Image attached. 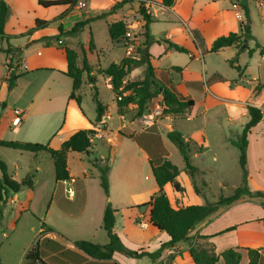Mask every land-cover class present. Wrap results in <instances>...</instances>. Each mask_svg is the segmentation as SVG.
<instances>
[{
  "label": "crops",
  "instance_id": "crops-1",
  "mask_svg": "<svg viewBox=\"0 0 264 264\" xmlns=\"http://www.w3.org/2000/svg\"><path fill=\"white\" fill-rule=\"evenodd\" d=\"M82 1L84 7L77 5L73 8L69 6L45 8L39 4V0H8L10 15L5 26V34L11 37L8 44L13 47L12 52L19 54L20 61L16 67L20 77L12 91L8 90V75L1 80L2 65L6 68L7 60L12 57V54L7 55L4 52L8 44L6 40L0 39V95L1 100L8 101L5 110L11 108L10 114H6L5 111L1 113L0 128L6 122L13 136L9 138L11 141L47 144L54 150L60 149L65 141L79 131L91 130L94 134L91 137L92 145L89 155L68 153L67 169L70 180L62 184L56 181L52 158L46 159L51 169L50 176L44 175L39 162L43 158L41 155L46 153L33 155L19 152V157H13L12 168L8 160L0 159L7 164L9 174L17 181L30 175L34 177L33 189L24 188L9 198L3 212L4 235L5 231L24 227L23 217L31 219L34 223L32 221L28 223L31 225V235L24 245L25 253L37 241L49 239L58 243L62 247L61 252L69 253L70 257L74 253L78 255L77 257L84 258L83 261L81 259L80 262L75 263L69 261L68 255H64L59 264H194L189 252L194 244L212 245L216 254L234 247L264 248L262 221L264 211L255 216L251 215L253 218L247 221L235 224L236 227L234 224L220 225L222 222H219L218 218L211 221L213 216L209 217L190 232L186 242L164 251L162 257L155 261L148 257L134 259L115 253L113 259L105 263L93 260L75 248L73 243L78 240L100 245L109 243L108 235L103 228V215L109 202L118 211L115 231L129 250L152 253L170 239L166 233L157 234L152 231V226L147 219L149 208L131 209L148 203L158 192L152 174L150 154L134 137L145 133L159 134L164 148L168 151L166 134L173 131V126L169 123L185 120L172 115L167 116L166 121L162 123V127L168 128L164 134L159 128L155 132L144 129L135 133L130 131L137 105L129 103L118 107L110 79L103 74H98V71H103L112 63L119 64L125 59V44L128 39L124 37L119 41H112L109 34V27L112 24L123 22L131 36L141 45L144 43L145 21L140 13V2L136 0ZM145 1L148 3L145 10L153 20L150 24L152 42L149 53L155 77L161 84L173 87L183 97L195 101L194 113L186 120L198 117L195 114L198 106L202 107L203 113L212 112L213 115L219 114L222 108V112L229 117L228 122L239 124L242 127L241 130L250 118L247 107L260 109L264 116V56L259 50L252 55L249 54L256 42L264 47V0L246 1L253 37L247 46L241 48L233 46L215 53L209 52L214 41L219 37L238 32L241 21L245 20L242 0H174L171 7H165L162 0ZM61 15L64 17L57 22L27 34L35 27L36 20L53 21ZM98 18L104 20L102 35L109 41L105 47L99 44L98 28L94 29L92 26L94 25L92 22ZM86 21H88L87 24L77 34L63 36L61 40L62 45L79 54L80 67L83 52L85 53L89 65L93 68L92 75L97 80L95 84L97 91H99L98 76H102L105 77L107 90L115 95V103L111 106L109 103H103L97 93L98 99L105 107V116L102 122L97 124L94 95L86 106L81 95L85 88L93 90L94 86L89 84L85 75L82 88L77 92L82 99L81 105L70 98L73 81L67 76L68 62L65 47L58 45L55 40L59 34L60 25L63 27V32L67 33L76 23ZM193 30L202 37V47L194 40ZM171 44L182 47L187 52L176 51ZM118 50L121 52L120 57L116 55ZM180 53L186 56L185 59H180ZM99 56H103V60L106 56L113 58L105 67L99 62ZM94 59H98L97 64L93 63ZM144 76L145 67L140 66L132 69L127 80L138 81ZM258 85H262V89L258 95H255ZM123 95H130V92ZM15 109L22 112V123L18 127L12 125ZM206 120V122L210 120L219 129L221 126L224 130V123L218 117H209V120ZM263 130L264 118L249 135L248 166H251L252 154L255 155L258 153L257 150H261L257 149L256 145L264 144ZM181 134L186 141L193 143L191 154L194 153V157L203 156L210 150L211 145L204 125L198 126L191 134ZM221 134H223L222 138L216 147L222 145V148L228 149V145H232V141L236 140L241 133H236L232 138L224 131ZM194 148L200 150L194 151ZM92 159L96 160L98 166L91 162ZM167 159H169L168 156ZM260 160L258 158L256 161ZM33 164L36 165L34 169ZM136 164L139 167H136ZM145 166H148L146 182H151L153 178V182L149 185L150 190L146 191L148 187H144V191L135 187L129 188L131 184L141 182ZM98 167L109 168V198L101 187V173ZM196 168L206 182L207 170L203 167ZM178 169L180 174L177 181L183 191L176 192L170 183L164 187L173 208L205 205L207 191L195 190L191 177L185 172V165ZM150 173L152 176H149ZM251 176L250 173V179ZM120 183H123L122 187H127V190L124 189L123 195L115 196L114 187ZM251 183L250 180V185ZM67 188L73 189L74 196L65 199L61 193ZM209 188L206 182V189L209 190ZM233 227L234 230L225 232Z\"/></svg>",
  "mask_w": 264,
  "mask_h": 264
},
{
  "label": "trees",
  "instance_id": "trees-1",
  "mask_svg": "<svg viewBox=\"0 0 264 264\" xmlns=\"http://www.w3.org/2000/svg\"><path fill=\"white\" fill-rule=\"evenodd\" d=\"M80 1L82 0H39V4L45 8L56 6H69V8H73L77 6ZM242 1V9L244 11L245 20L241 21L239 31L217 38L209 50L210 53H215L221 49L233 46L241 48L245 43L247 44L253 39L251 27L247 25V20H250L249 9L246 5L247 0ZM162 4L165 7H171L174 4V0H162ZM140 6V13L142 14L145 21L143 34L145 41L139 49V59L131 60L125 58L119 64L112 63L106 69L100 71V73L110 79L112 90L117 95V97H121V100H117L118 107H122L129 103L137 105V117H141L146 110L147 103L161 93L166 105L164 115H172L179 119H188L194 113L195 101L193 99L183 97L173 87H167L166 85L161 84V82L155 77L154 68L152 67L150 61L151 55L149 53V46L152 42L150 24L153 22V20L145 10L144 3L141 2ZM9 15L10 9L8 6V0H0V39L6 40L7 44L11 38L5 34V26ZM63 17L64 15H61L53 21L36 20L35 27L29 30L27 34L44 29ZM87 22L88 21L76 23L67 33L63 32V27L60 25L58 27L59 34L55 37L56 42L60 41L61 37L63 36L67 37L77 34L87 24ZM126 32L127 27L123 22L114 23L109 27L110 38L114 42L123 39L126 35ZM192 34L196 43L202 47L203 40L200 34L195 30L192 31ZM62 44L61 46L65 47L68 62L67 76L73 81V91L70 95V98L76 100L77 103L81 105L82 99L77 95V92L82 88L83 78L86 75L89 84L93 85V89L96 91L94 94L97 112L96 124L100 123L105 116V107L98 99L97 89L95 87L97 80L96 77L92 75L93 68L89 65L84 52L82 66L80 67L78 64L79 54L75 50ZM91 44L93 47V43ZM171 47L179 52H187L186 49L174 44H171ZM256 50H259L260 54L264 56V47H262L258 42H256L254 49L249 51V54L252 55ZM12 51L13 47L8 44V47L6 50H4V52L7 55L12 54V56H14L15 53ZM140 66H145L144 78L138 81H128L127 78L129 77L132 69ZM237 69L239 70V68ZM19 77L20 74L17 73V67H14L11 70L9 78L7 79L9 91L13 90ZM125 80L127 81L125 82ZM261 89L262 85H258L255 90V95H258ZM126 92H130V95L123 96V94ZM247 110L250 117L249 121L246 123L237 139L232 141V145L239 150V162L242 169L243 184L242 187H239L235 190L233 195L229 197H221L214 204L208 203L205 205L180 207L178 209L173 208L170 199L164 190V187L166 184L170 183L176 192L183 191L182 187L177 181L180 171L178 167L174 165L169 159H165L164 155L156 154V150H159L160 144L162 145L161 138L158 135L152 133L138 135L134 137V139L140 145L144 146L150 154L152 174L158 187V192L148 203L132 207L131 209L149 208L147 219L148 223L152 226V231L156 232L157 234L166 233L170 239L163 243L157 251L152 253L129 250L123 244L115 231L118 211L112 206V203L109 202L103 215V228L108 235L109 243L106 245H100L90 241L78 240L73 243L75 248L91 259L105 263L110 262L113 259V255L115 253H120L134 259L148 257L149 259L155 261L162 257L164 251L171 250L179 243L186 242L189 238L190 232L195 230V228L200 223L211 217L221 207L230 206L234 202L240 200L243 196L264 199L263 191L253 192L249 187V170L247 158L249 135L252 129L262 122L264 116L262 111L256 107L249 106L247 107ZM93 134L94 131L91 130L79 131L69 140L65 141L58 150L50 148L47 144L7 140H0V147L16 150L22 153H30L33 155H38L40 153L49 154L53 160L56 181L62 184L64 181L70 180L67 169L68 153L77 152L89 155V149L92 145L91 137ZM166 137L170 142L177 146L185 165V172L191 177L195 187V177L198 173V169L191 163L190 141H186L184 136L176 130L168 132ZM131 138H133V136H131ZM154 142L158 143L157 149H155L153 146ZM162 150L164 151L165 149L162 147ZM91 162L95 166H98L95 159H92ZM98 168L101 173V187L105 195L109 198V168ZM33 178L34 177L30 175L21 181H17L9 174L7 164L0 160V225L4 219L3 212L7 206L9 198L14 194L19 193L24 188L33 189ZM195 190L199 192L196 187ZM261 207L264 210V201L261 203ZM262 221L264 224V217ZM232 230H234V227L226 230L225 232ZM44 231L45 230H43V232ZM50 232L53 231L50 230ZM210 246L212 245L202 246L199 244H194L190 248L189 252L194 264H264V248L251 249L244 247H234L226 249L220 254H216L213 246L212 248H210ZM61 248L62 247L58 243L49 239L37 241V243L27 251L25 256V264H50L51 262V264H59L60 259L64 255H69L67 252L60 253ZM59 253L61 255L60 259H58L57 256ZM71 255L72 256L68 258L70 259V262H79L77 258H74L78 256L77 254L73 253Z\"/></svg>",
  "mask_w": 264,
  "mask_h": 264
},
{
  "label": "rangeland",
  "instance_id": "rangeland-1",
  "mask_svg": "<svg viewBox=\"0 0 264 264\" xmlns=\"http://www.w3.org/2000/svg\"><path fill=\"white\" fill-rule=\"evenodd\" d=\"M94 25V29L99 30L100 36H99V44H101L103 47H105L109 41L106 40V38L102 35L104 31V20L102 21V18L95 19L92 22ZM101 39V40H100ZM139 43V42H138ZM141 48V44L139 43L138 48H136V53L138 54L139 49ZM116 55L120 57L121 52L118 50L116 52ZM180 59H185V55L181 54L179 55ZM101 65L107 66L113 58L112 56L107 57L103 60V56H99ZM236 58V57H234ZM20 61L19 54L15 53L12 58H8L6 63V68L2 65L1 72L2 77L1 80L5 79V75H8V78L10 76L11 70L16 67V64ZM94 64L98 63V59L93 60ZM145 67V66H144ZM98 74H101L100 71H98ZM99 80V91L97 93L99 94V98L103 103H109L114 104L115 103V95L112 91L107 90V84L105 81V77L98 76ZM95 90H90L88 88H85L83 90V93H81L84 105H88L92 99V96L95 94ZM0 95V114L5 111L6 114H10L11 108L9 107L7 110H5V107L8 105L7 99L1 100ZM158 95L154 97L152 100H150L146 108L152 109L157 102ZM117 100V95H116ZM219 114L213 115V113L205 114L203 113L202 107L198 106L196 110V116L197 118L189 119V120H180L172 124L170 122L169 124L173 126V130H176L183 134H191L194 132L198 126H203L208 134V139L210 141V150L206 151V153L203 156L200 157H194V153L190 154L191 157V163L195 167H203L207 170L205 180L207 184H209V190L206 189V182L204 181V178L200 175V172L197 173L195 177V187L200 192L207 191L205 194L206 196V204L208 203H216L221 197H229L233 195L235 190L239 187H242V169L239 162V150L236 147H233L232 145H228V149L222 148V145L217 146V143L219 140H221L222 135L221 132L228 135L230 138L235 137L236 133H241V128L239 124L228 122V116L226 113L222 112V108L219 111ZM171 116V115H169ZM167 116L164 115L160 119H156L154 121V125L151 127H147L144 125L143 122H141L140 117H137V112L134 116V123L131 125L132 128H130V131L134 133L139 131L140 129H144L148 132H155L158 128L162 131L164 134L166 130H168L167 127H162V123L166 121ZM209 117L219 118L221 122L224 124V130L220 126V129L216 127L214 123H212L209 120ZM208 119L209 122H206ZM205 122V123H204ZM175 124V125H174ZM264 131V130H263ZM221 134V135H220ZM156 135V134H155ZM160 137V135L158 134ZM9 138H13L11 135V132L9 128L7 127L6 122L3 123L2 127L0 128V140H9ZM14 141V140H12ZM162 143V142H161ZM167 143V149L164 148L163 144L159 146V150H156V154H162L164 155V158L167 159V156L169 157V160L176 165L177 167H183L184 162L182 160V156L177 148V146L170 142L169 140L166 141ZM153 146L155 149H157L158 143L154 142ZM165 149L162 150V147ZM193 146V143L190 142V148ZM257 149L260 148L261 150H257L258 153L255 155L252 154L251 159V166H248L249 168V179L248 184L251 189V191H263L264 192V144L258 143ZM200 149L194 148V151H198ZM169 152V155H168ZM5 154V155H4ZM19 151L12 150V149H6L0 147V159L4 158L10 162V167L12 164V160L14 156L19 157ZM41 157H43L39 164L43 168L44 175L46 177L50 176V165L46 162V159H51L50 155L42 154ZM214 157L216 159L214 160ZM255 157V158H254ZM258 158H260V161H256ZM35 164H33L32 168H35ZM138 166L137 164L135 165ZM139 167V166H138ZM12 168V167H11ZM145 171L143 172L141 182L139 184H131L129 188L133 189V187L138 188L139 190L144 191V187H148L150 183L153 182V178L151 182H146L145 177L148 175V166L144 167ZM250 173H251V179H250ZM149 176H152L151 173ZM253 179V180H252ZM251 180V185H250ZM123 183H120L114 187V195L115 196H121L123 193H125L124 189L127 190V187H122ZM147 185V186H146ZM146 189V191H149V189ZM62 196L65 199L69 198L68 192H62ZM264 201L263 198H255V197H249V196H243L240 200L237 202H234L230 206H223L221 207L216 213H214L211 218V221H215L217 218L219 222H222L220 225L227 224H240L244 221H247L252 216L258 215L262 213L264 210L261 207V203ZM124 203V202H123ZM126 204V203H125ZM121 206V205H120ZM129 206V205H128ZM252 215V216H251ZM211 216V217H212ZM30 221H32L29 218L23 217V223L24 227H20L16 230H8L4 231L2 229V224L0 225V264H25V256L26 253L24 252L25 248L24 245L27 242V239L30 237L31 232L30 228L31 225L28 224ZM33 222V221H32ZM34 223V222H33ZM236 227V225L234 226ZM203 243V242H202ZM205 245V244H204ZM219 248V245L217 246ZM212 248V246H210ZM60 253L61 252L60 250ZM60 253L57 255L58 259H60L61 255ZM68 255V254H67ZM69 256V255H68ZM70 258V256H69ZM78 259L79 262L84 260L83 257H75V259ZM70 260V259H69ZM48 262V260H47ZM52 263V262H51ZM50 263V264H51Z\"/></svg>",
  "mask_w": 264,
  "mask_h": 264
},
{
  "label": "built area",
  "instance_id": "built-area-1",
  "mask_svg": "<svg viewBox=\"0 0 264 264\" xmlns=\"http://www.w3.org/2000/svg\"><path fill=\"white\" fill-rule=\"evenodd\" d=\"M138 2L144 3V7L146 8L148 3L145 0H136ZM80 7H84L83 1H80L78 3ZM125 37H127L128 41L125 44V58L126 59H131V60H138L140 55L139 53H136V48H138L139 43L137 40H135L131 34L130 31L126 32ZM58 45L62 44V40L57 42ZM124 96V95H123ZM157 102L155 103L154 107L152 109H147L143 113V115L140 117L141 122L144 123L145 126L151 127L154 125V121L156 119H160L162 116H164L166 105L164 102L163 95L160 93L158 95ZM117 100H121V97H117ZM22 123V112L18 109H15L13 111V120H12V125L14 127H18ZM66 191L68 192L69 197L74 196V191L72 188H67Z\"/></svg>",
  "mask_w": 264,
  "mask_h": 264
},
{
  "label": "water",
  "instance_id": "water-1",
  "mask_svg": "<svg viewBox=\"0 0 264 264\" xmlns=\"http://www.w3.org/2000/svg\"><path fill=\"white\" fill-rule=\"evenodd\" d=\"M247 25L250 26V20H247ZM246 46H247V44L245 43V44L243 45V47H246Z\"/></svg>",
  "mask_w": 264,
  "mask_h": 264
}]
</instances>
